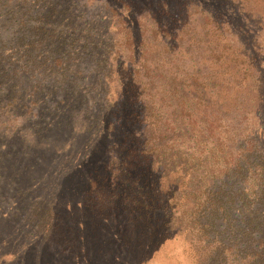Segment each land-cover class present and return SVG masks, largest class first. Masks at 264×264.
<instances>
[{"label":"trees","instance_id":"trees-1","mask_svg":"<svg viewBox=\"0 0 264 264\" xmlns=\"http://www.w3.org/2000/svg\"><path fill=\"white\" fill-rule=\"evenodd\" d=\"M77 3L0 0V28L11 32L0 45V133L36 139L38 112H53L61 124L75 114L74 101L86 104L91 81L94 92H105L115 66L110 24L75 14ZM177 11L173 19L156 16L154 47L145 30L132 43L131 77L119 79L120 94L138 104L128 118L140 127L112 156L113 186L108 195L95 192L93 207L103 212L120 195L129 216L148 226L164 212L194 264H229L215 259L231 241L260 248L234 264H264V0H186ZM148 51L169 61L158 67L145 59ZM85 107L92 129L101 118ZM33 208L40 221L48 217L42 204Z\"/></svg>","mask_w":264,"mask_h":264},{"label":"rangeland","instance_id":"rangeland-1","mask_svg":"<svg viewBox=\"0 0 264 264\" xmlns=\"http://www.w3.org/2000/svg\"><path fill=\"white\" fill-rule=\"evenodd\" d=\"M185 1L78 0L75 14L85 13V17L110 24L107 30L114 37L111 59L115 66L109 71L105 92L92 90L97 83L91 81L95 74L86 78L88 83L91 81L90 89L83 93L86 104L74 101L75 114L69 118L65 109L61 110L63 123H58L61 118L57 119L53 112H38L33 118L40 116L43 128L36 139L9 131L0 133V264H194L186 253L183 235L164 223V212L156 211L157 220L149 226L141 221L138 225L120 195L115 194L103 212L93 207L98 201L91 200L95 192L108 195V188L113 186L109 167L112 156L128 132L140 127L137 120L128 118L138 104L125 103V96L120 94L119 79L131 77L132 43L143 38L141 32L145 30L154 47L158 40L153 37L160 30L155 24L156 16L163 14L173 19ZM10 33L8 26H1L0 45L10 41ZM145 55L148 61L149 57L155 59L151 62L158 67L169 61L166 54L152 55L148 51ZM157 80L161 83L158 77ZM250 99L251 96L247 101ZM144 103L143 100V106ZM87 104L93 115L101 118L92 129L83 117ZM249 117L250 125L258 121L255 112ZM258 123L264 124L260 120ZM262 133L264 140V130ZM133 138L128 135L126 143ZM220 162L213 161V165ZM38 202L48 216L44 221L33 208ZM226 246L233 248L217 253V263L227 258L229 264H234L235 257L242 256L245 250L260 249L239 248L232 241Z\"/></svg>","mask_w":264,"mask_h":264}]
</instances>
